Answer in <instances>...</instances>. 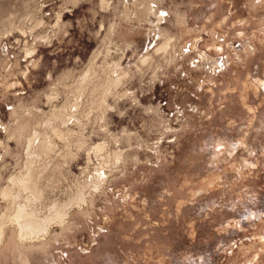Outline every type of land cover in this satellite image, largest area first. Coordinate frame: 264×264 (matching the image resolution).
<instances>
[{"label": "rangeland", "instance_id": "374dc122", "mask_svg": "<svg viewBox=\"0 0 264 264\" xmlns=\"http://www.w3.org/2000/svg\"><path fill=\"white\" fill-rule=\"evenodd\" d=\"M0 232V264H264V0H0Z\"/></svg>", "mask_w": 264, "mask_h": 264}, {"label": "bare ground", "instance_id": "6f19581e", "mask_svg": "<svg viewBox=\"0 0 264 264\" xmlns=\"http://www.w3.org/2000/svg\"><path fill=\"white\" fill-rule=\"evenodd\" d=\"M24 211L25 210L21 209L17 214V220L16 219L15 220L19 222L23 230L28 231L29 233L32 234L33 233L36 234L37 232L39 233V231L45 227L43 223L40 220L34 218L33 215L26 213Z\"/></svg>", "mask_w": 264, "mask_h": 264}]
</instances>
